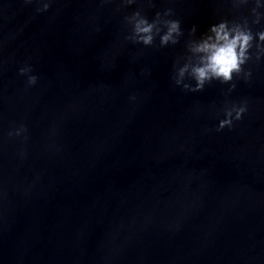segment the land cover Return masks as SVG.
Returning <instances> with one entry per match:
<instances>
[{"label": "water", "instance_id": "1", "mask_svg": "<svg viewBox=\"0 0 264 264\" xmlns=\"http://www.w3.org/2000/svg\"><path fill=\"white\" fill-rule=\"evenodd\" d=\"M255 6L0 0V264H264V53L230 83H175L212 25L264 30ZM168 9L178 44L126 39V15Z\"/></svg>", "mask_w": 264, "mask_h": 264}, {"label": "clouds", "instance_id": "2", "mask_svg": "<svg viewBox=\"0 0 264 264\" xmlns=\"http://www.w3.org/2000/svg\"><path fill=\"white\" fill-rule=\"evenodd\" d=\"M136 2L137 0H124V4L128 6ZM239 2L248 3V0H239ZM255 5L252 9L255 16L252 23L259 24L262 14L258 9L264 7V4H261L260 0H255ZM49 8L50 3L44 2L43 7L38 11H47ZM171 15V9L163 13L156 12L155 17L151 20L142 10H136L130 15H126L124 17L125 24L131 29L126 39L144 46H152L157 37H159L161 47L178 44L184 32L179 20L167 18ZM196 31V26H193L190 34L195 36ZM254 47L257 49V58L259 59V54L264 53V30L253 33L247 18H243L242 21L223 20L214 24L199 40L193 39L188 43L190 55L187 56L183 66L178 67L175 83L177 86L182 85L184 90L191 92L203 91L205 86L214 80L225 84L230 83L234 76L244 72V65L252 58L251 50ZM31 72L30 66L20 69V75H27V83L35 85L38 77L30 75ZM186 78L194 80L195 86L191 83H185ZM232 87L234 89L235 85ZM246 111V106H234L226 109V118L220 121L217 131H221L225 127L230 128L233 125V117L235 120H240ZM26 131L27 128L21 125L9 135L21 136Z\"/></svg>", "mask_w": 264, "mask_h": 264}]
</instances>
